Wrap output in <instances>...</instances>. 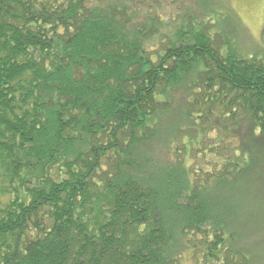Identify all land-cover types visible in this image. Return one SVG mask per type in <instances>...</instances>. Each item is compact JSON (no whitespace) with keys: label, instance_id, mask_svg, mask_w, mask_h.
<instances>
[{"label":"trees","instance_id":"16d2710c","mask_svg":"<svg viewBox=\"0 0 264 264\" xmlns=\"http://www.w3.org/2000/svg\"><path fill=\"white\" fill-rule=\"evenodd\" d=\"M213 8L0 0V264H264V52Z\"/></svg>","mask_w":264,"mask_h":264},{"label":"rangeland","instance_id":"374dc122","mask_svg":"<svg viewBox=\"0 0 264 264\" xmlns=\"http://www.w3.org/2000/svg\"><path fill=\"white\" fill-rule=\"evenodd\" d=\"M214 4V8L209 13L212 17L211 24L214 25L212 33L224 32L230 39V43L239 44L238 51L244 55H251L252 53L258 54V52H264L262 41L264 39V0H211ZM193 3H199V0H193ZM180 3L178 7L181 8ZM176 5L172 6L167 3L162 7L170 21L171 17H175L171 10H177ZM232 28L234 31L238 30V35L234 36L231 33ZM176 92L174 94H177ZM180 101V96L177 95L172 98V104L174 108ZM178 109H176L177 111ZM180 112V111H178ZM202 163V160L199 161ZM253 192L256 193V189L253 186ZM261 194V193H260ZM253 193L248 192L244 194L245 208L250 211L253 203ZM261 198L264 199V195L261 194ZM254 206V205H253ZM264 239V234L262 235Z\"/></svg>","mask_w":264,"mask_h":264}]
</instances>
